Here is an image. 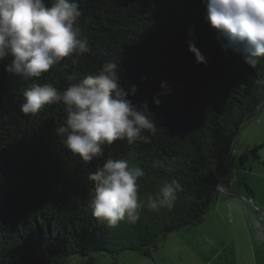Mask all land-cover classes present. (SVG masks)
Masks as SVG:
<instances>
[{
	"label": "trees",
	"instance_id": "1",
	"mask_svg": "<svg viewBox=\"0 0 264 264\" xmlns=\"http://www.w3.org/2000/svg\"><path fill=\"white\" fill-rule=\"evenodd\" d=\"M79 4L90 51L35 82L64 90L74 82L69 77L82 80L105 62H117L125 89L138 86L128 98L137 106L147 101L161 130L146 133L149 143L116 141L105 146L103 159L84 164L54 133L65 122L64 105L26 116L20 111L22 92L32 81L0 65V264H68L74 257L97 254L113 260L127 253L150 257L168 234L200 225L216 205L218 180L236 136L264 105V62L252 68L231 49L225 52L202 0ZM191 39L207 65L198 64L189 51ZM162 82L171 93L160 96L157 107L153 98ZM258 152L259 145L248 149L240 165L260 160ZM109 157L127 159L145 171L139 181L145 207L134 225L108 228L93 215L87 176ZM157 161L165 167L154 166ZM172 179L181 186L174 206L149 210L147 195ZM231 182L227 167L221 184L230 188Z\"/></svg>",
	"mask_w": 264,
	"mask_h": 264
},
{
	"label": "clouds",
	"instance_id": "2",
	"mask_svg": "<svg viewBox=\"0 0 264 264\" xmlns=\"http://www.w3.org/2000/svg\"><path fill=\"white\" fill-rule=\"evenodd\" d=\"M207 20L216 30L221 48L243 57L256 68L264 62V0H202ZM79 0H0V65L4 71L23 81H32L23 92L20 111L37 117L47 106L63 104L64 124L54 129L65 148L84 164L104 158L105 146L116 141L129 145L149 143L158 128L148 102L134 105L128 98L135 96L137 85L126 90L121 84L120 64L105 62L99 71L82 80L71 76L64 90L53 83L39 84L51 69L90 51L82 24ZM190 36L194 34L190 31ZM189 51L198 64L207 65L206 57L189 40ZM10 58V62L9 61ZM147 78H144L146 82ZM153 98L157 107L160 96L171 93L167 82ZM154 166L165 164L157 161ZM172 171L171 167H168ZM145 171L127 159L107 158L102 166L90 172L87 179L93 188L90 205L98 222L116 228L121 222L135 224L145 202L140 198L139 181ZM222 186L219 185V190ZM180 184L165 180L159 191L147 195V208L152 211L171 209L177 200Z\"/></svg>",
	"mask_w": 264,
	"mask_h": 264
},
{
	"label": "rangeland",
	"instance_id": "3",
	"mask_svg": "<svg viewBox=\"0 0 264 264\" xmlns=\"http://www.w3.org/2000/svg\"><path fill=\"white\" fill-rule=\"evenodd\" d=\"M262 143H264V111L241 133L233 158L228 165L232 185L235 183V188L241 189L247 196V187L251 188L256 203L259 199L264 202V148L261 149L260 160L250 159L245 168L240 167L239 161L244 152ZM257 209H259L258 205ZM229 228L222 206L215 205L205 215L200 225L168 234L159 248L152 251L150 257L139 253H127L118 257L119 264H231L229 256L233 241H236V245L240 242L244 244L245 249L241 254L253 258L254 252L259 262L257 233L259 228L257 231L254 226L247 230L239 226L234 230ZM262 251L264 252V246ZM113 261L115 260L111 257L97 254L93 258L74 257L68 264H109Z\"/></svg>",
	"mask_w": 264,
	"mask_h": 264
},
{
	"label": "crops",
	"instance_id": "4",
	"mask_svg": "<svg viewBox=\"0 0 264 264\" xmlns=\"http://www.w3.org/2000/svg\"><path fill=\"white\" fill-rule=\"evenodd\" d=\"M230 193H238L241 196H235ZM251 203H256V201H254V196L250 197L249 193L247 196L241 189H236L235 183L232 185L231 182L230 188L222 185L216 206L219 204L222 206V210L226 215L227 223L230 226L229 229L234 230V228L239 226L243 230H247L254 226L257 231V228H259L257 232L259 235L260 249L259 262L256 259V255L254 256V252L253 258H247L241 254L245 249L243 248L244 244L240 242L236 245V241H233L230 249L231 255L229 256L231 264H264V252L262 251V247L264 246V202L260 199L257 201L256 204L259 206V209L252 207ZM119 261L120 259L118 258L109 264H119Z\"/></svg>",
	"mask_w": 264,
	"mask_h": 264
},
{
	"label": "water",
	"instance_id": "5",
	"mask_svg": "<svg viewBox=\"0 0 264 264\" xmlns=\"http://www.w3.org/2000/svg\"><path fill=\"white\" fill-rule=\"evenodd\" d=\"M264 111V105H263V107H262V109L260 110V112H258L256 115H254L247 123H245L243 126H242V128L240 129V131H239V133L237 134V136H236V139H235V142H234V145H233V148H232V151H231V153H230V155H229V158L227 159V161H226V163H225V165L223 166V169H222V172H221V174H220V177H219V180H218V186L219 185H222L221 183H222V176H223V171L228 167V165L230 164V162H231V160H232V158H233V155H234V152H235V149H236V147H237V142H238V140H239V137H240V135H241V133L249 126V124L250 123H252L262 112ZM240 167H242L241 165H240ZM220 191H221V188L218 190V193H220ZM230 194H232V195H235V196H240V195H238V194H236V193H230ZM251 206L252 207H254V208H257V205L255 204V203H251ZM263 216H264V214H263Z\"/></svg>",
	"mask_w": 264,
	"mask_h": 264
},
{
	"label": "flooded vegetation",
	"instance_id": "6",
	"mask_svg": "<svg viewBox=\"0 0 264 264\" xmlns=\"http://www.w3.org/2000/svg\"><path fill=\"white\" fill-rule=\"evenodd\" d=\"M264 148V143H262V144H259V158H261L260 157V152H261V149H263Z\"/></svg>",
	"mask_w": 264,
	"mask_h": 264
}]
</instances>
